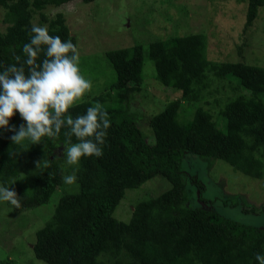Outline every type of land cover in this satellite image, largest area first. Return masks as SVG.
Masks as SVG:
<instances>
[{
    "label": "trees",
    "instance_id": "obj_1",
    "mask_svg": "<svg viewBox=\"0 0 264 264\" xmlns=\"http://www.w3.org/2000/svg\"><path fill=\"white\" fill-rule=\"evenodd\" d=\"M73 1L0 0L5 25L0 30V71L17 63L15 56L26 58L22 49L30 42L33 24L47 25L50 35L71 39L76 46L63 14H45L47 7ZM263 6L264 0H246L242 32L253 26ZM247 43L237 47L240 58L234 61L210 60L207 38L200 30L152 38L145 47L133 43L106 51L103 61L113 71V81L97 95L86 93L90 97L78 101L68 114L84 115L98 102L111 124L102 156L82 157L73 185L62 178L73 171L65 153V133L70 128L62 127L57 137L34 144L12 142L15 132L10 129L26 126L18 112L11 118L17 124L0 128V185L10 186L21 199L20 208L5 201L6 206L15 212L32 211L58 195L51 213L33 233L31 250L37 260L45 264H259L255 256H264V64L245 59L242 47ZM41 48L38 62L45 58L46 46ZM79 59L81 73L92 70ZM146 60L153 64L154 82L178 93L173 101L150 103L163 105L145 118L150 140L139 122L141 109H128L145 92L150 101L158 93V87L145 89ZM148 72L144 73L150 78ZM209 75L225 80L229 95L214 96L217 86L212 87ZM192 106L188 117L186 111ZM71 142H78L75 136ZM190 157L220 159L233 171L261 180L259 204H243V194L232 185L225 191L217 177L205 180L199 173L187 172L185 162ZM44 160L50 162L48 167L38 169L37 163ZM198 170L199 166L196 172L202 173ZM155 176L166 188L135 201L128 207V220L117 219L113 212L125 190ZM235 206L260 222L230 216L228 208ZM0 264L11 262L0 259Z\"/></svg>",
    "mask_w": 264,
    "mask_h": 264
},
{
    "label": "rangeland",
    "instance_id": "obj_2",
    "mask_svg": "<svg viewBox=\"0 0 264 264\" xmlns=\"http://www.w3.org/2000/svg\"><path fill=\"white\" fill-rule=\"evenodd\" d=\"M181 5L185 7L184 10H180ZM245 10L246 0H95L89 3L75 0L60 7H47L45 14L52 17L57 12H61L65 17L70 33L76 40V47L85 69L92 68L82 73L92 82V88L88 93L97 92L95 94L97 95L103 92L104 87L114 79L110 66L103 61L106 51L133 43H139L145 47L152 38L165 39L173 34L183 35L202 31L207 38V57L214 61L239 59L237 47L247 40L248 43L242 47L245 59L249 62L264 64V6L259 9L253 26L242 32ZM2 15L3 9L0 8V30H4L5 26L1 22ZM149 68L152 73L148 72ZM143 69L150 77L147 78L143 72L144 82L148 81L145 89L158 87V93L156 98L152 96L150 101L145 92L144 98L136 102L132 100V103L128 104V109H141L142 118L139 122L146 138L150 140L152 134L148 125L145 124V118L163 108V105L150 103L157 100L158 104L173 101L178 97V93L172 92L170 88L158 81V84L154 82L151 78L154 67L149 60L144 62ZM209 76L212 87L217 86L214 96L220 98L223 94L229 95L230 86L225 80L220 81ZM111 95L116 97L115 91H112ZM88 97L90 96L83 98ZM193 110L192 106L186 111L188 117H191ZM217 111L218 108L215 105L214 114ZM17 123L10 118L8 126ZM58 151L60 153V149ZM190 159L191 161L185 162L187 172L199 173V176L201 175L205 180L217 177L222 181L225 191L226 187L232 185L233 189L243 194L241 196L244 198L243 204L248 202L259 204L258 198L260 199L263 192L261 180L233 171L229 164L220 159L201 160L193 159V157ZM198 166L200 167L198 171L202 173L196 172ZM165 188L166 185L155 176L138 188L126 189L124 198L116 206L113 215L117 219L128 220V207L149 195H158ZM57 197L58 195L53 194L47 206L23 212L12 211L6 206L5 201H0V259L9 260L11 264H45L34 257L31 242L35 229L41 226L49 216ZM198 203L205 205L200 199ZM228 214L239 219L243 218L246 223L260 222L255 215L244 214L237 206L228 208Z\"/></svg>",
    "mask_w": 264,
    "mask_h": 264
},
{
    "label": "clouds",
    "instance_id": "obj_3",
    "mask_svg": "<svg viewBox=\"0 0 264 264\" xmlns=\"http://www.w3.org/2000/svg\"><path fill=\"white\" fill-rule=\"evenodd\" d=\"M31 39L24 44L23 54L14 57L17 63L0 71V128L9 124L10 118L19 113L25 125H21L11 136L12 142L30 140L33 144L42 138H55L62 127L70 128L67 138L66 164L73 166L71 174L63 176L64 183H76L79 162L82 157H100L103 154L107 130L111 121L100 103L86 110V114L73 118L69 113L78 101L92 88V82L82 75L79 52L71 39L62 41L59 36L49 34L48 26H31ZM46 46L45 58L38 62ZM27 68V73L25 69ZM75 136L76 143L71 142ZM48 160L37 163V168H46ZM0 201H7L15 208L21 207V199L10 186L0 185ZM255 259L264 264V256Z\"/></svg>",
    "mask_w": 264,
    "mask_h": 264
}]
</instances>
